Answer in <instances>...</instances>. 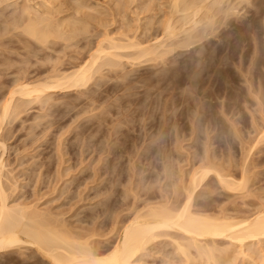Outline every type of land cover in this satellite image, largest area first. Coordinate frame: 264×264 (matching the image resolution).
Wrapping results in <instances>:
<instances>
[{
    "label": "rangeland",
    "instance_id": "374dc122",
    "mask_svg": "<svg viewBox=\"0 0 264 264\" xmlns=\"http://www.w3.org/2000/svg\"><path fill=\"white\" fill-rule=\"evenodd\" d=\"M43 1L0 0V28L5 30L8 22L15 20L17 14L20 15L18 18L21 15L25 18L26 14L23 13L27 6L28 9L34 8L32 10L37 12L36 14L47 11L42 15L44 17L54 10L50 15L60 20L66 16H84L85 8L79 13L72 11L71 5L76 0ZM81 1H85L84 5L91 6L89 11L86 8L85 12L91 15L93 13L96 17L100 15L99 20L102 19L103 24L95 18L97 23L91 21V31L71 39L68 44L62 40L53 41L49 43L48 51L37 47L33 41L34 45L30 44V40L27 42L28 37L18 33V29H12L8 25L6 31L10 28L11 34L6 35L5 31L0 29L1 102L13 80L21 77L33 80L53 71L72 70L88 58V52L91 53L95 49L98 38L101 39L106 32L113 38L115 35V38H119L118 33L121 29L124 30L126 21H130L128 24L133 31L138 26L136 20L144 27L146 21L148 22V30L141 28L146 32H137L140 41L152 39L162 32L160 21L164 18V11H167V5H163L167 4V0H152L151 6V0ZM248 2L239 5L238 14L231 16L226 25H221L216 35L210 36L209 40L196 43L193 47L177 48L173 54L166 55L168 58L165 57L164 61L148 63L144 59L139 62L124 58L118 70L108 71L103 68V76L96 74V79H93L86 89L57 91L48 96L45 94L40 100L29 102L30 104L24 103L21 109L25 113L22 111L21 115L14 118L13 123L6 124L5 131L2 132L7 144L5 176L7 180L10 176L12 183L16 180V184H13L18 186L16 189L12 186L15 192L11 194L10 182L5 181L6 177L3 179L8 195L11 194L8 200L32 203L40 210L51 211L50 213L58 214L57 217L61 215L59 217L64 219L70 228L77 227L76 230L81 233L86 230L90 233L96 231L91 240H95L98 247L112 246L120 235L124 221L131 218L135 210L137 212L142 209V206L157 204L160 201L163 203L166 200L167 204H173L172 207H179L180 203L185 201L187 188H192V175L202 167L214 170L219 168L216 171L223 175L222 178H233L236 183L246 177V181L242 182L245 187L237 188L238 190L228 189L211 173L194 191L193 206L191 205L193 212L241 220L264 211V0ZM65 27L66 31L68 28ZM133 31L129 32V35L133 34ZM75 40H78V43L75 44ZM173 41L175 40L172 39ZM25 42L28 44L26 48ZM29 45L32 48L29 49ZM8 63L12 65L11 69ZM177 201L179 204H176ZM172 233L178 239L179 233L175 232L174 235L171 231ZM168 238L160 237L157 242L147 247L149 255L143 258L145 264L184 263L182 255L175 249V239ZM216 239V248L223 249L228 246L227 238ZM207 241L212 240L209 238ZM261 245L264 246V243ZM251 246L256 252L261 250L258 244H255L256 247ZM24 249L0 254V264H50L33 252V249ZM193 249L190 252H194ZM231 249L229 256L217 259V264H251L252 259L237 254V247ZM215 251L218 255L219 251ZM262 253L264 250L261 254L258 253L259 256L264 255ZM202 262L205 264V261Z\"/></svg>",
    "mask_w": 264,
    "mask_h": 264
},
{
    "label": "bare ground",
    "instance_id": "6f19581e",
    "mask_svg": "<svg viewBox=\"0 0 264 264\" xmlns=\"http://www.w3.org/2000/svg\"><path fill=\"white\" fill-rule=\"evenodd\" d=\"M80 1L76 0L75 3L72 2L73 3L71 5L72 11L74 13H79L84 8H85V11H86V8H87V11H89L88 9H90L91 6L90 7L86 6V5H84L85 1L83 3H82V1L81 2ZM243 2H245L246 4L249 3L248 0H167V2H166L167 4H163V5H167V8H166L167 11L166 10L164 11V14L162 16L164 18L162 21H160V26H161L162 32L159 36H155L152 39L149 38V40L146 39L145 41H140L137 38V32H138V30H142L141 28L148 30L150 27V26L147 27L148 22L146 21V24H145V26L148 28L147 29L144 26H140L139 22H137L138 20H136L135 22L137 23L138 26L136 25L137 26V27L135 26L136 30L133 31L128 24L130 21L128 23H126L127 22L126 21L124 23V25H125L124 30L125 29H127V30L124 31L121 29V32L118 33L120 35L119 38L118 37L115 38L116 35L114 36V38L112 36H109L108 32H106L105 34L103 33L104 36L101 39L98 38L99 41L95 45V47H94L95 49H93L91 53L88 52V55H89L88 58L86 57V60H82V62L77 64L74 68H72V70H68V71L64 70L61 72L60 70L53 71L54 69H52L53 72H50L47 75L44 74L45 76L41 77V78L36 77V79L30 80L29 78H26V77L22 78L21 77L18 80H15V81L13 80L11 86L9 85L10 88L8 86L9 90H8L7 94L2 99V102L0 101L1 102L0 103L1 104L0 105V254H3L4 252L5 253L10 252V251L12 252L13 250H19V249L22 250L24 248H27V249L29 248V249H33V252H35L36 254L41 256L42 258H44L47 261V263L49 262L50 264H145L143 258L145 255L146 256L149 255V254H147V253H149L147 251V247L149 245H153L155 242L158 241V239H160V237L163 238V236H164L167 238L171 237L172 239H175V240H173L175 242L174 244H176L175 249L178 251V254L180 253V255H182V258L184 259L183 264H185L187 262L194 263L195 261H201V262L205 261L204 262L205 264H217V259L218 258L221 259L224 256L226 257L227 255L229 256V253H230L229 250L231 248H234V247L235 248L237 247V249H238V250L236 249L238 251V253L236 252L237 254L240 253V255H242V257L247 256L248 258L252 259V262H254L255 264H261V262H264L261 260V259H264V255L259 256V254H261V251L264 250V246L261 245L262 243H264V211H260V212L256 213L254 216L247 217L245 219L243 218L241 220H236L237 218H233V219L228 218L227 219V218H225L226 216H224V217L222 216V218L221 217L218 218V217H213L210 215L209 216L205 215V214L203 215V214L195 213L191 209L193 206L192 201L194 199V191L198 188L197 186L200 185V183L211 173H213V175L215 174L214 176H216L219 179L220 183H224V185L228 189L235 190L237 188L239 189V188L245 187V183H242V182L246 181V180H244L246 177L244 179L242 177V180L239 181V183L238 182L236 183V182H234L233 178H231V180L222 178L223 175L221 176L216 171L219 168H217V169L215 168L216 170H214V168L210 169V167L209 168L208 167L207 168H205V167L199 168V170H197L192 175V183H191L192 188L190 190L187 188V195L185 196V199H184L185 201L183 203L181 202L182 204L180 203L179 207H178V205L176 207H172L173 204L169 205L170 203L167 204L166 200H165V201H163V203L160 201L161 203L160 202L157 204L152 203L151 205L142 206L143 208L137 212L135 210V214L132 213L133 216L131 218H129L128 220L124 221V224L121 226L122 228H121L120 235L117 234V236L119 235V237L118 238L116 237L117 240L115 241V243L112 246H101V247L97 246L98 243L95 240H91L93 238L92 236L95 235L96 231H94V233H93V231L90 233V231L86 230V232L81 233V232L76 230L77 227L76 228L74 227L73 228L74 231H73V229L69 227V224L66 223L64 219L59 217L61 215H59L57 217L58 214L56 215L54 213H50L51 211H47L46 209L44 211L42 209L40 210L36 206H34L35 204L33 205L32 203L31 204L30 203L29 204L20 203V202L17 203V202H12V201L8 200V198L11 197L10 195L15 192V190L14 191L12 190V186L13 187L15 186L16 180L13 182L15 184H13L12 181L10 182V180H11V179H9L10 176L8 175L9 176L8 180H7V177L5 176V167H6L5 161H6L7 144L5 141L6 138L3 137L4 133H2V132L5 131L4 129L6 127L4 128V126L6 124L8 125L9 123H11L14 120L15 117H17L19 114L21 115V112L23 111L21 108H23L24 103L30 104L29 102L32 103V101L40 100V98L43 97V95H45V94L48 96V94L50 95V93L57 92V91H69V90L80 91V89H82V88L86 89L89 87V83L93 79H96V78H94L96 74H98V76L102 74L103 68H105V69L107 68L108 71L115 70V69L118 70V68L120 66H122L123 62L121 63V61L124 58H128L131 61H139V62H140V60L142 62V59H144V61H146V62L156 61V63L161 61V60L164 61V58L166 57V55H169L170 53L175 51V49H177V48H184L185 49L187 47L189 48L190 46H192L196 43H201V42L203 43V41L209 40L208 38L210 36L212 37L215 33L218 32L217 31V30H219L218 28L222 27L223 25L224 26L226 25L227 20H229V18L231 16L238 14V12H239L238 6L243 4ZM52 3H53V1H52ZM151 3H152V0H151V2H149L150 6H151ZM27 4H29V3H27ZM139 4H140V2H139ZM41 5L43 6L42 2H41ZM55 5L56 4H54V6ZM10 6L12 7V4ZM18 6H19V4H18ZM38 6L40 7V5H38ZM67 6H69V5H67ZM146 6H147V4H146ZM27 7L24 8L25 9L24 11L26 13L25 12L23 13V14H26L25 18L22 17V15L20 18H18V16H20V15L17 14V17L15 18V20L8 22V25L11 26L12 29H18L20 31L18 33H20V34L22 33L23 34V35L21 34L22 36L28 37V39L23 37L24 40L26 39L27 42L30 40L31 43L30 42L29 43L34 45V43H32V41H33L37 44V47H40L42 50L45 48V50L47 49L46 51H48L47 47H50L49 43H51L53 41L62 40L64 42H67V44H68L71 39H74L75 37H77L81 34H86L87 32L91 31L92 28H91V30L89 28L91 21L93 22V20L95 18H96V20H99V16H100L99 15L98 17H96L95 15H93V13L91 15V13H89V12L86 13L87 11L86 12L84 11L83 12L84 16H81V18L80 17L79 18L78 17H76V18L75 17H68L67 18V16H66V18L60 20V19H55L54 15L53 16L50 15V14H53L51 12H53L54 10L51 11L48 9L51 12L49 13V16L47 13L46 14L47 16L45 15L46 17H44L42 15H44L47 11L45 13H42V14L41 13L36 14L37 12L32 10L34 8L30 7L28 9ZM51 7H53L52 4H51ZM118 7H121V6H118ZM144 7H142V8H144ZM147 7L149 8V5ZM137 8H139V7H137ZM164 8H165V6H164ZM41 10H43V9H41ZM120 10H121V8H120ZM137 10H140V9H137ZM58 11H59V9H58ZM146 11L144 13H146ZM160 11H162V10H160ZM59 12H61V11H59ZM70 12H71V10H70ZM105 12H103V13H105ZM123 12H125V11H123ZM19 13L21 14L22 12L20 11ZM97 13H98V11H97ZM137 13H139V12L137 11ZM156 14L157 13H155V15ZM71 15H73V14H71ZM81 15H82V13H81ZM120 15L122 16L121 13H120ZM92 16H94V17H92ZM13 17H15V15ZM118 17H119V15H118ZM138 19H140V18H138ZM5 20H7V18ZM96 20H94V21L97 23ZM99 22H101L103 24L102 19H100ZM112 22H113V20H112ZM101 23H100V25H102ZM133 23H131V25ZM136 23H134V24H136ZM149 24H152V23L149 22ZM6 25H5V27H6ZM8 25L6 27L7 29L9 27ZM63 25L68 28V29H66V31L64 30ZM111 25H112V23H111ZM102 26L104 27V25H102ZM95 27H96V25H95ZM122 27H124V26H122ZM6 28H5V30L1 29V28L0 29H1V31H5V33H4L5 35H6V33L11 34L10 28L8 30L10 32L6 31L7 30ZM129 29L131 31H133V34L129 35V32H131V31H129ZM144 29L142 30L143 33L146 32ZM140 33L138 32V34H140ZM0 34H1V32H0ZM112 34L113 33L111 32L110 35H112ZM114 34H115V31H114ZM141 36H143V35H141ZM98 37H100V36H98ZM172 39L175 41L172 42ZM24 40H23V44H24ZM72 41H71V43H72ZM77 41L75 40L74 43L76 44ZM27 42H25V44H27ZM14 43H15V41H14ZM90 46H91V44H90ZM26 47H28V44H27V46H25V48ZM30 47H31V45H29V49H30ZM52 47L53 46H51V48ZM12 48H13V46H12ZM202 48H204V47H202ZM41 49H40V51H42ZM65 51H66V48H65ZM200 52H202V51H200ZM210 52H211V50H210ZM10 53H12V52H10ZM64 55H65V53H64ZM36 57H37V55H36ZM166 58H168V57H166ZM1 60H3V59H1ZM71 60H73V59H71ZM133 63L131 62V64H133ZM4 66H6V65H4ZM8 66L11 69L12 65L10 66V63H8ZM22 66H24V65H22ZM70 66H72V65H70ZM2 68H3V66H2ZM6 69H7V67H6ZM26 70H27V68H26ZM120 70H121V68H120ZM24 73H25V71H24ZM103 73H106V72H103ZM161 74H162V72H161ZM164 75H165V73H164ZM16 76H17V74H16ZM101 76H103V74ZM121 77H122V75H121ZM110 79H112V78H110ZM130 80H131V78H130ZM116 82H118V81H116ZM196 85H197V83H196ZM127 91H128V89H127ZM28 99H32V100H28ZM45 103H47V101ZM113 104H115V103L113 102ZM52 106H53V103H52ZM24 108H26V107L24 106ZM119 109H120V107H119ZM196 110H197V108H196ZM22 113H25V112L23 111ZM36 121H38V120H36ZM133 122H134V120H133ZM35 125H36V123H35ZM159 125H160V123H159ZM117 128H118V126H117ZM192 129H195V128H192ZM115 130H116V128H115ZM111 131H112V129H111ZM8 132H9V130H8ZM2 134H3V136H2ZM6 134H7V132H6ZM109 135H111V134H109ZM9 136H11V135H9ZM89 145H91V144L89 143ZM58 150H60V149H58ZM205 150H206V148H205ZM62 154H63V152H62ZM97 162H98V160H97ZM203 166H205V165H203ZM8 172H6V173H8ZM167 173H168V171H167ZM96 175H97V173H96ZM4 178H5V181L10 182V183L8 182L10 184L9 190H12L10 195H8V193L6 191L7 189H5V185L3 183ZM141 181H143V180H141ZM35 182L37 183V181H35ZM16 186L14 189H16L18 187V186L17 187ZM131 190H132V188H131ZM99 192H98V194H100ZM103 195H105V194H103ZM98 196L99 195H97V197ZM167 202H169V201H167ZM35 203H37V202L35 201ZM132 204H134V203H132ZM176 204H179V202L177 201ZM45 211H47V212H45ZM79 228H81V226ZM75 230L77 232H75ZM81 231H85V230L81 229ZM171 231L174 232V235H175V232L179 233L178 239H177V236H175L176 238L173 236V233L171 234ZM102 236H104V235H102ZM105 237H106V234H105ZM220 237L228 239L229 242H227L226 244H228L229 247L232 246L229 250L226 249V248H228V246H226V248H223V249L222 248L220 249V247H218L219 249L216 248V245H214L217 242L216 238H220ZM209 238L212 240L211 242L207 241V239L209 240ZM202 240L203 241L205 240L204 243H202L203 242ZM209 242L211 244H209ZM255 244L256 245L258 244V248L261 249L260 251L256 252L255 249L251 248L252 247L251 245L255 246ZM217 246H220V245H217ZM221 246H223V245H221ZM192 248H194L193 249L194 252H190V250ZM175 249H174V251H176ZM245 249H246V251H245ZM215 250L219 251V253H217V254L220 256L215 254V252H216ZM233 251H232V253H233ZM152 252H154V251H152ZM252 253L253 254L257 253L256 255H254V256H256V258H254ZM262 254H264V253H262ZM221 256H223V257H221ZM237 256L238 255H236V258H237ZM257 256H258V258H257ZM261 256H262V258H260ZM223 261H225V259ZM175 262H173V263H175ZM252 262H251V264H252ZM178 263L181 264V262H178ZM241 263H243V262H241ZM201 264H203V262ZM262 264H264V263H262Z\"/></svg>",
    "mask_w": 264,
    "mask_h": 264
}]
</instances>
